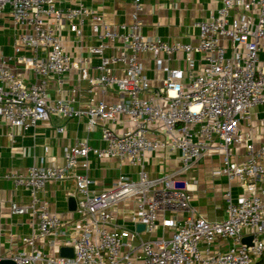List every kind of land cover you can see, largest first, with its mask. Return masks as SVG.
<instances>
[{
	"label": "built area",
	"instance_id": "1",
	"mask_svg": "<svg viewBox=\"0 0 264 264\" xmlns=\"http://www.w3.org/2000/svg\"><path fill=\"white\" fill-rule=\"evenodd\" d=\"M143 2L134 0L130 24L114 25L83 0L67 9L56 0H0V16L9 13L17 31L13 56L4 54L0 34V121L11 129L9 137L15 138V128L27 131L57 114L67 119L86 116L88 129L100 125L106 142L99 148L87 139L78 140L65 148L63 165L33 164L27 175H6L17 189L29 192L28 202H11V213L29 215L32 231L23 238L22 250L0 256V261L264 264V143L256 146L252 125V110L264 106V67L259 58L264 49V0H221L216 12L195 23L199 29L196 45L144 35ZM88 20L97 40L88 46L89 56L100 60L97 76L89 74L82 59L72 57L61 30L67 21L69 30L81 39ZM180 52L193 67V54L200 53L203 67L167 70L162 87L154 90L140 56L151 53L160 70L166 58ZM11 61L33 71L36 82L21 78ZM72 71L80 72L90 93L115 90L120 100L108 103L91 98L86 105H78L75 98L64 97L63 76ZM51 78L58 85L54 101L48 92ZM120 115L132 126L116 134L110 126ZM153 132L163 138L150 137ZM238 147L245 148L240 159L233 153ZM164 148L181 152L183 171L211 151L222 154L223 166L215 174L224 175L228 182L224 219L209 221L196 215L191 204L195 183L172 175L149 176L146 153ZM91 154L139 165L137 180L122 175L111 189L93 192L94 181L76 171L80 159H86L88 169ZM58 181L75 183V221L64 222L49 208L45 189L49 182ZM234 186L239 189L237 195ZM130 199L137 209L135 223L144 224L150 234L171 230V236L135 243L138 232L122 227L114 214L120 202ZM248 237H252L251 244L244 243ZM63 247L72 248L73 256H62Z\"/></svg>",
	"mask_w": 264,
	"mask_h": 264
},
{
	"label": "crops",
	"instance_id": "2",
	"mask_svg": "<svg viewBox=\"0 0 264 264\" xmlns=\"http://www.w3.org/2000/svg\"><path fill=\"white\" fill-rule=\"evenodd\" d=\"M58 5L67 9L75 7L80 0H56ZM87 7L94 9L98 14L114 25L130 24L134 0H83ZM222 5L221 0H144L143 2V27L142 33L150 37H159L169 43L181 42L196 45L199 40V29L195 23L207 19ZM65 45L74 59H82L88 66L91 76L99 75L96 69L100 60L91 58L88 46L97 44L89 20L84 27V35L79 39L75 33L69 30V23L64 21L61 27ZM0 34L3 52L6 56L14 55V44L17 31L9 13L0 16ZM200 53H194L196 60L194 67L186 60L183 52L166 58L162 69H158L155 57L151 53L140 56L144 64L145 74L149 78L154 90L162 87L167 70L192 69L200 70L203 67ZM260 66L264 67V49L259 54ZM10 65L16 69L17 74L28 83L36 82L33 71L18 66L14 61ZM116 73L121 76L118 68ZM63 95L66 98H75L78 105H86L91 98L104 100L108 103H116L120 100L115 90L103 94L96 89L90 93L89 85L80 77L79 71H72L63 76ZM76 89V94L73 93ZM50 98L54 101L58 93V85L55 79L49 80L48 89ZM252 125L256 146L264 143V106H258L252 110ZM131 121L124 115H120L116 123L110 127L116 134H122L131 128ZM63 127V132L58 128ZM244 130L248 129L246 123L242 124ZM10 128L0 121V256H8L24 248L23 238L32 231L31 217L29 215H13L11 202L26 203L29 201V192L24 188H16L12 179L7 174L27 175L31 165L52 166L65 163L64 150L72 147L76 141L87 139L90 145L103 148L106 142L102 138L101 126L88 129V118L67 119L63 116L52 114L49 121L40 122L35 128L24 131L20 128L13 129L15 138L12 140L8 133ZM150 137H159L160 133L153 132ZM217 142V141H216ZM234 157L240 159L245 154L244 147L233 149ZM86 159H80L76 171L86 174L94 181L93 192H102L113 187L114 183L122 175H127L137 180L140 166H133L128 162L120 163L116 159L96 158L90 155L87 159L88 169L84 167ZM145 170L153 179L164 175H172L175 178L187 180L190 184H196L191 192L192 207L197 216H202L209 221L222 220L226 217L224 194L228 188L227 178L224 175H216L215 172L223 166V156L220 152L211 151L199 159L189 171L182 170L181 152L178 149L164 148L156 151H148L145 155ZM161 186V185H160ZM234 194L239 193L237 186L233 188ZM76 186L74 181L49 182L45 189V198L49 202V208L57 213L64 222L75 221L76 210L73 209L71 198L75 197ZM77 200V197H76ZM117 223L132 232H138L135 243L140 240H149L161 236L170 237L171 230H159L152 234L139 230L142 223H135L133 216L137 215L136 205L133 199L120 202L114 211ZM144 225V224H143Z\"/></svg>",
	"mask_w": 264,
	"mask_h": 264
},
{
	"label": "water",
	"instance_id": "3",
	"mask_svg": "<svg viewBox=\"0 0 264 264\" xmlns=\"http://www.w3.org/2000/svg\"><path fill=\"white\" fill-rule=\"evenodd\" d=\"M71 203L73 204V209L76 210V208H77L76 197H72L71 198ZM144 228H145V225H143V224L138 226L139 230H143ZM251 241H252V237H248V238L244 239V243H247V244H251ZM60 254L62 256H70V257H72L73 256V249L72 248H68V247H63V248H61ZM0 264H16V263L12 259L5 258V259H2L0 261Z\"/></svg>",
	"mask_w": 264,
	"mask_h": 264
}]
</instances>
